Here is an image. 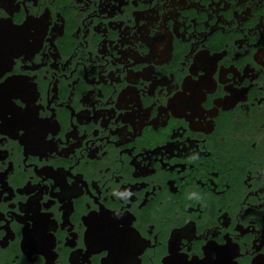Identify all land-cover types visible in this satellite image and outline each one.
<instances>
[{"label":"flooded vegetation","instance_id":"obj_1","mask_svg":"<svg viewBox=\"0 0 264 264\" xmlns=\"http://www.w3.org/2000/svg\"><path fill=\"white\" fill-rule=\"evenodd\" d=\"M101 212L131 254L90 241ZM228 246L223 264L264 260V0H0V264Z\"/></svg>","mask_w":264,"mask_h":264},{"label":"water","instance_id":"obj_2","mask_svg":"<svg viewBox=\"0 0 264 264\" xmlns=\"http://www.w3.org/2000/svg\"><path fill=\"white\" fill-rule=\"evenodd\" d=\"M28 211H31L28 206ZM31 220L33 222L32 230H26L24 233V244L27 248H37L41 250L47 257L49 255L47 247L49 244V238L44 234L47 222L44 217L37 216L32 211ZM123 217L115 214L100 213L98 216L89 217L87 222L89 227L88 237L94 244L100 243L109 252L110 257H115L116 253L131 254L132 250L135 249V243L132 238H128L129 234L126 230L118 229L117 224H123L121 220ZM120 220V221H119ZM231 246L225 249H219V257L215 263L211 264H223V260L229 257ZM227 252V253H226ZM228 255V256H227ZM263 261V262H261ZM258 263L264 264L263 259H259ZM165 264H178L174 261L167 260ZM204 264H208L204 263Z\"/></svg>","mask_w":264,"mask_h":264},{"label":"clouds","instance_id":"obj_3","mask_svg":"<svg viewBox=\"0 0 264 264\" xmlns=\"http://www.w3.org/2000/svg\"><path fill=\"white\" fill-rule=\"evenodd\" d=\"M126 195H127V196H130V195H131V193H130V192H127V193H126Z\"/></svg>","mask_w":264,"mask_h":264}]
</instances>
